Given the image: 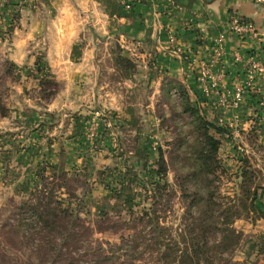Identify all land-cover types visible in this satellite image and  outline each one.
Instances as JSON below:
<instances>
[{"label":"rangeland","instance_id":"374dc122","mask_svg":"<svg viewBox=\"0 0 264 264\" xmlns=\"http://www.w3.org/2000/svg\"><path fill=\"white\" fill-rule=\"evenodd\" d=\"M128 1H119L122 15L131 12L126 10ZM3 6L7 15L6 19L0 16V264H51L45 241L60 238L67 222L59 219L61 227L53 232L29 230L24 205L33 199L30 195L36 183L40 193L53 191L63 210L76 211L81 205V224L89 230L84 235L81 229L76 231L95 248L131 238L143 249L150 235L147 225L140 224L144 213L155 211L164 226L178 232L187 230V238L188 229L194 221L200 222L205 208H209L207 217L214 216L212 221H217L219 210L213 204L229 202L226 197L235 188L239 154L252 158L264 180V100L260 104L262 98H255L259 95L248 99L251 106L234 114L226 112L223 123L218 122L221 112L205 102L206 107L202 103L197 106L196 97L189 96L204 120L227 131L222 136L211 131L222 143L215 163L208 168L214 203L207 198L190 211L195 192L190 181L195 174L190 167L195 164V154L190 149L199 147L198 136L190 117L179 107V94L159 93L155 75L159 66L140 56L137 46L121 47L115 38L89 52L86 59L91 62L85 69L69 64L68 59L73 58H68L69 40L55 37L62 28L53 23L47 33L50 39L43 41L42 37L31 43L27 60L14 64L6 57L15 42L13 29L15 25L23 30L28 27L20 23V15L43 5L21 0L4 1L1 9ZM55 15V21L61 19L58 11ZM75 52L76 47L74 58ZM93 60L99 62L98 68ZM76 68L89 72L90 79L72 80ZM171 84L174 81L167 87ZM160 153L167 166V183L157 187V197L151 186L139 179L130 192H121L124 175L128 180L146 164L157 169ZM43 167L47 169L40 177ZM140 179L148 182L146 173L140 174ZM262 184L256 208L264 216V181ZM234 227L242 237L236 250L228 254L230 263L264 264V219L240 220ZM140 230L144 240L139 238ZM150 260L146 254L142 262L152 264Z\"/></svg>","mask_w":264,"mask_h":264},{"label":"crops","instance_id":"0c3cea01","mask_svg":"<svg viewBox=\"0 0 264 264\" xmlns=\"http://www.w3.org/2000/svg\"><path fill=\"white\" fill-rule=\"evenodd\" d=\"M4 1L21 0H0L2 18L7 15L4 13L5 6L1 9ZM36 1L42 2V9L20 15V23L28 27L23 30L22 27L17 29L15 25L13 29L15 42L6 57L14 64L27 60L31 43L42 37L43 41L50 39L47 33L53 23L55 27L62 28L55 37L69 40L68 58L73 56L72 61L68 59L69 64L74 63L80 68L89 66L91 61L86 59L89 52L97 51L102 42L115 38L121 47L124 44L137 46L140 56L159 66L160 69L155 72L161 89L159 93L172 95L178 93L179 87H183L189 96L196 97L197 106L202 103L206 107L205 103H208L210 108L221 113L215 92L209 99L202 92L198 83L200 70L211 65L214 75L220 78L216 79L218 92L228 95L232 93L236 82L246 78L247 68L235 62L234 53L243 55V64L246 66L250 59H257L264 65V38H241L229 28L232 17H241L252 21L257 31L264 34V3L257 4L256 0H132L131 12L127 15H122L120 0ZM74 2L79 3V6L73 8ZM55 11H58L60 20H54L57 16ZM25 16L30 19L25 21ZM79 18L86 21L80 22ZM221 36L225 38L224 54L214 62L213 49ZM74 47L78 51L75 52V58ZM179 49L183 52L182 56L176 52ZM186 57L190 58L189 61L185 60ZM93 64L98 68V61L93 60ZM71 77L74 81L84 82L90 79V74L87 71L79 72L76 68ZM172 81L174 84L167 87ZM255 85V89L263 87L264 80L257 78ZM252 97V94H247L241 106L231 112L234 114L251 106L248 99L252 101Z\"/></svg>","mask_w":264,"mask_h":264},{"label":"trees","instance_id":"16d2710c","mask_svg":"<svg viewBox=\"0 0 264 264\" xmlns=\"http://www.w3.org/2000/svg\"><path fill=\"white\" fill-rule=\"evenodd\" d=\"M180 98V108L183 114H186L191 119V126L194 128L198 140L199 147L191 148L190 153H193L195 164L190 167L195 169V174L190 177V181L194 183L195 192L191 196L192 203L190 211L195 204L202 202L206 203L209 198V203H214L213 194L209 193L208 174L212 171L211 165L215 163V155L220 152L221 142L213 136L211 131H215L217 135H224L226 130L216 126V124L208 123L200 116L199 111L191 105L190 97L186 89L178 88ZM254 101V100H253ZM238 165L234 179L236 181L233 194H229L226 198L229 200L226 204H216L219 210L217 221L213 222L214 216L208 218L209 208L203 211L200 222L194 221L193 226L188 229L190 236L187 238V230L178 232L173 227L164 226L160 218L153 213L147 212L139 219L140 224H145L149 229V239L145 240L143 249H140L139 244L135 239L123 238L120 244L107 243V246L95 245L88 238L81 239L83 232H88V227L81 224L79 209L76 211L63 210L61 202L53 191L46 193L45 191L38 192L39 183L34 184V191L30 196L33 199L27 200L25 215L29 217V230L35 231H57L61 225L59 219H65L67 226L65 232L60 238L50 239L45 241V248L49 251L48 258L51 264H145L142 262L146 254L150 255L152 264H231L228 254L236 250L241 242V232L234 225L240 220L255 221L264 219L256 208V201L259 198V191L263 189V176L261 171L255 167L250 156L239 154ZM138 161L137 168L140 167ZM158 168H151L150 164L143 165L142 172H136L133 176L124 175L122 181V191L130 192L132 184H135L136 179L141 180L145 185L151 186L152 190L157 191V187L166 182L167 166L163 155L160 153L157 159ZM49 167V166H48ZM47 167H43V172ZM146 173L148 182L140 179V174ZM64 176H68L65 172ZM156 178V180H154ZM154 180V181H153ZM148 183V184H147ZM167 183V182H166ZM107 189H110L109 187ZM159 192V191H157ZM36 195V196H35ZM38 204L35 203V199ZM156 192L154 198H156ZM213 198V199H212ZM45 204L43 205V201ZM82 207L84 202L81 203ZM54 205V207H52ZM24 209V208H23ZM132 210V208H130ZM211 214V213H210ZM133 215V213H131ZM257 218V219H256ZM55 221V222H53ZM145 229L146 227L143 226ZM81 229L82 233L76 231ZM143 230V229H141ZM140 230V237L144 240V235ZM216 233L219 236H216ZM213 237V238H212ZM27 241V240H26ZM44 239L42 240L43 243ZM43 246V245H42ZM38 251V250H37ZM82 251V254H79Z\"/></svg>","mask_w":264,"mask_h":264},{"label":"built area","instance_id":"2783aa9c","mask_svg":"<svg viewBox=\"0 0 264 264\" xmlns=\"http://www.w3.org/2000/svg\"><path fill=\"white\" fill-rule=\"evenodd\" d=\"M256 2L257 4H262L264 3V0H256ZM131 8H132V0H129L126 3V10H130ZM229 28L233 34L241 38H249L252 40H258L264 38V34L262 32L257 31L254 23L245 18L232 17L229 22ZM224 42H225V38L223 36L219 37L218 40L216 41V46L213 49L214 62L218 61L223 56ZM176 52L181 56L183 55V52L180 49L176 50ZM233 58L238 65H243L247 69L245 76L246 78L240 82H236L232 93L228 95H222L218 92L217 83L218 80H220V78H217L214 75L211 65L205 66L200 70V75L198 79V83L201 86L202 92L206 97V99L211 98L213 92H215V95L218 97L219 105L222 109V114H223L220 115V117L218 118L219 123H223V117L226 112H231L232 110H236L241 106L247 94L259 95L258 97L262 98L260 104H262L264 100V95L262 94L264 93V90H262L261 88L255 89L256 87L255 81L257 80V78L260 77L264 80V65H262L261 62L257 59H253V60L250 59L247 62V66L244 65L243 64L245 62L244 57L240 52L234 53ZM189 59H190L189 57H186L185 60L189 61ZM262 88L264 89V85Z\"/></svg>","mask_w":264,"mask_h":264}]
</instances>
